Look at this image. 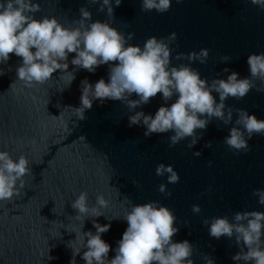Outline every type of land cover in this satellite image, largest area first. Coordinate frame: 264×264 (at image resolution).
I'll return each mask as SVG.
<instances>
[{"label":"water","instance_id":"obj_1","mask_svg":"<svg viewBox=\"0 0 264 264\" xmlns=\"http://www.w3.org/2000/svg\"><path fill=\"white\" fill-rule=\"evenodd\" d=\"M32 2L41 7L33 14L35 19L55 17L70 29L79 27V10L86 7L92 13L87 23L107 21L126 39L134 33L128 44L141 48L150 37L166 38L176 33L177 40L170 45V67L189 65L209 85L213 79H227L232 71L240 78L250 77L248 56L264 53V10L250 0H183L179 4L172 0L165 13L142 11V0H122L119 7L113 0V18L106 8L98 11L102 0L96 4L91 0ZM201 49L209 50L205 64L176 59L180 53H199ZM223 56H230L231 61L222 63ZM74 58L75 53H70L68 72L75 69L71 64ZM22 63L15 54H10L7 63H0L4 73L0 76V151L8 152L14 161L25 156L33 176L24 177L25 188L19 197L0 201V264H69L71 248H81L76 234L96 233L93 220L101 225L111 223L110 230L101 236L110 245V261L128 227L123 219L126 212L132 205L152 201L173 211L179 228L173 241L187 240L193 245L194 264H206V256L214 264H245L232 259L243 245L238 246L235 237L212 238L209 225L203 221L227 217L233 223L237 212H264V205L253 195L254 190H264V135H254L248 141L251 151L247 153L229 149L223 141L235 126L234 113L232 124L213 118L206 130H197L203 138L191 149L187 147L190 137L169 147L172 132L146 138L145 127H129L128 117L140 111L154 117L161 106L170 107L178 98L174 95L166 104L162 94L135 110L126 102L97 100L85 112L86 119L79 121L72 108L80 107L81 82L87 79L94 86L104 79L107 83L110 65L98 67L95 73L76 69L70 86L68 75L57 70L45 84L29 87L17 76ZM225 68L230 71L224 73ZM255 84L256 88L262 86L259 80ZM256 88L242 100L228 98L226 106L264 120V92ZM213 95L219 103V95ZM129 99L139 97L133 94ZM209 141L212 147L205 148ZM197 151L202 152L199 158L193 155ZM161 163L173 166L179 183L168 184L167 174L156 175ZM160 184L167 186L171 197L158 191ZM81 192L88 193L89 208H97L102 216L89 213L76 219L78 212L71 204ZM99 195L108 201L107 208L96 203ZM193 205L200 206V214L192 212ZM184 221H188L187 226ZM84 251L82 248L75 257L76 264H86L81 258Z\"/></svg>","mask_w":264,"mask_h":264},{"label":"clouds","instance_id":"obj_2","mask_svg":"<svg viewBox=\"0 0 264 264\" xmlns=\"http://www.w3.org/2000/svg\"><path fill=\"white\" fill-rule=\"evenodd\" d=\"M91 2L96 4L100 0ZM182 2L176 0L178 4ZM250 2L264 10V0ZM114 3L119 7L122 0H114ZM171 4L172 0H142V11L165 13L170 10ZM112 5L113 0H102L98 11L104 12L106 8L107 15L113 18ZM40 10V4L32 0H0V63H7L10 54L21 57L23 63L17 69V76L29 87L45 84L57 70L68 75L67 86H70L75 79L76 69L95 73L98 67L110 65L107 83L104 79L97 81L94 86L87 79L81 82L80 107L72 108L77 120H85V112L91 110L93 102L97 100L101 103L105 100L126 102L130 110H135L148 104L157 94H162L166 104L175 95L178 97L176 101L170 107L161 106L154 117L142 111L129 116V127L142 124L146 129V138L153 134L172 132L174 134L169 137V147L190 137L191 142L187 147L191 149L203 138V133L197 135V130H206L213 118L225 125L232 124L235 113V126L230 128L229 135L223 141L229 149L235 153H247L251 151L248 141L254 135H264V120L250 115L244 109L227 107L225 103L230 97L242 100L256 88V80L262 84L256 91L264 92V53L248 56L246 62L250 77L240 78L239 73L232 71L227 79H213L209 85L206 79L201 78L199 71L189 65L170 67L173 51L170 45L177 40L176 33L166 38L150 37L141 48L128 44L134 33H129L126 39L107 21L87 23L92 20V13L86 7L79 10L81 18L76 21L79 27L74 29L65 28L55 17L35 19L33 14ZM70 53H75V58L71 60L75 66L73 72H68ZM208 57L209 50L201 49L199 53H180L176 59L205 64ZM229 61L230 56L221 57L222 63ZM229 71L228 68L223 69L224 73ZM2 75L4 73L0 71ZM213 93L219 95V103ZM133 94L139 99H129ZM204 147L211 148L212 142H207ZM193 155L199 158L202 152H193ZM211 163L209 161V167ZM29 165V160L23 155L14 161L8 152L0 151V201L12 200L21 195V190L25 188L24 177L33 176ZM166 174L168 184L179 183L180 177L173 166L159 164L156 175L163 177ZM158 191L168 197L172 196L165 184H160ZM253 195L258 197L260 205H264V190H254ZM125 202L129 205L132 203L127 197ZM96 203L101 208L108 207V201L103 195L96 197ZM71 206L77 210L78 220L89 213L93 217L102 216L97 208H89L87 192H81ZM192 212L200 214V206L193 205ZM123 219L128 227L118 242L114 258L108 260L110 245L101 238L102 234L110 230L111 223L101 225L93 220L96 233L89 231L79 236L76 234L81 248H71L73 251L69 264H76L75 257L81 253L82 248L86 249L81 257L86 264H194L191 259L193 245L187 240L173 241L179 232L175 226L177 217L158 201L132 205ZM234 221L230 223L224 217L204 220L203 223L209 225L212 238L219 240L224 236L229 239L235 237L236 244L243 245L232 257L234 261L264 264V212H237ZM184 224L187 226L188 221H184ZM205 260L206 264H214L207 256Z\"/></svg>","mask_w":264,"mask_h":264}]
</instances>
